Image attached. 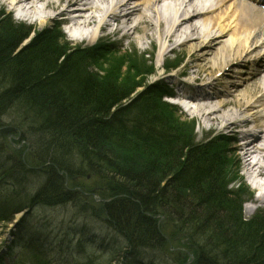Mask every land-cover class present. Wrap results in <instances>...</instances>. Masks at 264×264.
<instances>
[{
    "label": "trees",
    "instance_id": "trees-1",
    "mask_svg": "<svg viewBox=\"0 0 264 264\" xmlns=\"http://www.w3.org/2000/svg\"><path fill=\"white\" fill-rule=\"evenodd\" d=\"M3 14L0 156L5 161L0 164V186L16 194L21 182L41 173L43 184L28 197L29 206L36 209L76 206L67 175L74 179L91 171L104 181L103 201L96 207L105 222L101 231L91 226V215L86 214L95 202L92 198L76 208L77 217H85V223L78 221L83 225L74 224L79 226L74 227V235L80 242L68 244L81 253L77 264H175L157 253L165 236L178 234L195 253L194 264H264V208L248 220L242 217L237 192L243 193L244 184L238 185V180V188H225L233 174L226 175L228 158L219 141L193 144L184 122L159 101L154 87L124 105L137 86L120 78L126 72L127 55H119L112 67L105 61L119 75L103 77L93 66L107 53L102 45L73 49L61 42L58 26L42 30L22 45L30 28ZM10 134L25 141L27 152L13 146ZM111 145L142 150L150 159L142 167L125 165L112 156ZM170 166L174 171L163 183ZM106 229L112 231V243L102 233ZM91 238L98 253L86 249L83 241ZM33 245L30 241L26 247ZM25 264L50 263L34 252Z\"/></svg>",
    "mask_w": 264,
    "mask_h": 264
},
{
    "label": "rangeland",
    "instance_id": "rangeland-1",
    "mask_svg": "<svg viewBox=\"0 0 264 264\" xmlns=\"http://www.w3.org/2000/svg\"><path fill=\"white\" fill-rule=\"evenodd\" d=\"M49 1V0H46ZM46 1H42L39 3H34L33 9H29V4H25L22 7L25 8L24 12H21L20 9H16V7L13 3L11 4V0H0V13H4L3 16H7L12 20L13 23H22L30 28L31 33L28 36V38L25 39V41L22 43V45L28 43L37 33L41 32L42 30L46 28H51L59 25V22H61V17H66L65 13L63 15H60V8L54 9V7L44 8V5H46ZM79 3V2H78ZM54 4V3H52ZM56 5V4H55ZM225 5V4H224ZM81 5L78 4L77 7H80ZM224 7V6H222ZM62 8V7H61ZM59 14H58V13ZM101 12L93 13L95 16H99ZM208 17H214V15H209ZM40 19H46V24L43 25V27L40 28ZM197 21L196 23H199ZM112 21H109V23ZM70 26L72 25V22H70ZM74 24V23H73ZM134 23H130L128 28H132ZM61 27V26H60ZM66 26H62L63 29ZM67 34H65L64 37L61 38V42L65 41L68 43L70 47L79 48L83 45H90L99 42L102 45L108 44V47L105 49L108 50V54H104L102 58L97 60V66L93 65L97 68V70L100 71V75L114 77L116 74L119 75L117 72L116 74L112 72V66L116 64L117 61L120 59L117 58L119 55H127V58H124L125 62L123 63L124 68L126 67V72H124L123 77H120L123 79V81H127V83L133 84L137 83V86L135 90L132 92L131 96L124 100L122 103L125 104L127 102H131L130 100L134 97V101H137L139 98L147 95L148 92H150V87H153L154 84L157 82V80L164 75L163 73L165 70L172 69V73L167 75V78H162L160 81L162 83L169 82L170 81V75H178L179 73H182L185 75V79L190 82L191 85L194 83H197L198 85H202L205 83H209L211 79L205 76L204 72H200V68L196 66L194 62L190 63V52L183 48L182 46H179V43L177 44L175 41L174 43H162L160 39H158V31L157 28H139V31L132 32V29H129V32H132V35L126 32V30L122 29L118 32H108L107 30L99 31L97 33V30L95 29L94 25L91 24H74L72 27L68 28ZM65 30V28H64ZM93 30H96V37L94 41L91 43L90 36ZM109 30H112L111 27ZM74 31V32H72ZM124 31L126 33H124ZM257 31V30H256ZM255 31V32H256ZM254 32V31H252ZM126 34V35H125ZM162 35V34H161ZM229 38L228 35L224 38H222V41H225ZM99 39V40H98ZM123 39V40H122ZM115 42H111L110 41ZM120 41V47L116 48L115 46L117 42ZM178 39H176L177 41ZM106 43V44H105ZM159 45H163L162 48H160ZM118 46V44L116 45ZM217 46V45H216ZM112 51V52H111ZM121 52V53H120ZM190 55V56H189ZM190 58V59H189ZM118 59V60H117ZM109 62L110 68H107L104 64L105 61ZM236 62V61H234ZM162 63V64H161ZM234 65V63H232ZM243 62H240L239 64H235V66L230 67L226 71V74H228L233 68H238L237 71H246L248 69H251L249 64L246 63L243 65ZM99 66V67H98ZM132 68L130 71H128V68ZM229 67V66H227ZM98 73V72H96ZM232 75H234L232 73ZM248 73H244L242 79H238L235 81L236 84H241L240 88L236 90L235 96L236 99H240L246 95L247 97H253L252 92L250 89H253L257 83L258 80L250 81ZM226 81H224L225 83ZM223 83V80H222ZM219 85L218 86H224ZM132 100V101H133ZM234 103L229 104V106L226 107H220L215 106L213 108L211 107H201L196 106L191 109H187L186 111L182 110L179 106L174 109L175 116L182 122H184V129L187 131V134L191 137V142L193 144H199V143H205L208 141V138L215 137L213 140H218V146H222L225 151V156L228 158V164H227V173L226 175L233 174V179L231 181L223 184L226 189H235L238 181V185L241 183V180H244L243 178L240 179L239 173L244 169L243 160L241 159V155L239 151L235 148V145L232 144L227 145L225 142H221V137H225L226 139L230 140H237V138L233 137L236 136L233 134V129H240L244 130V125L238 127H234V125L230 126V129H222V126L226 122H230L232 119V115L227 114V112L234 111L236 112L237 109L233 106ZM260 106V103H259ZM218 108L219 113H217L220 117L218 119L212 120L211 118H207L205 115L207 112H210L212 109ZM216 110V109H215ZM259 117L264 118V107H257L256 108ZM217 112V111H216ZM223 113V114H222ZM216 114V113H213ZM221 114V115H220ZM243 116V114H242ZM262 118V121H263ZM241 119V118H240ZM259 121V119H257ZM243 127V128H242ZM191 129V130H190ZM194 130V131H193ZM193 131V132H192ZM235 132V131H234ZM238 136H242L241 132H236ZM233 135V136H231ZM10 141L13 143V146H15L17 149H21L22 152H27V148L24 150L23 144L25 141H19L17 137L13 135H9ZM224 141V140H223ZM2 147V143H0V148ZM109 151L112 154L114 158L120 159L122 162L128 165H134L135 167H142L145 165V163L150 159V156L148 157L147 154L144 151H133V150H120L119 146H109ZM38 153V150L36 151ZM30 155V154H29ZM4 158L0 156V164L4 162ZM230 165L232 166H229ZM9 167V165H8ZM231 167V169H230ZM7 168V167H5ZM46 168V166L44 167ZM242 169V170H241ZM174 171V167L170 166L169 170L167 172L166 177L164 178L163 183H166L168 179L171 178V175ZM237 171L238 176H237ZM9 173V172H8ZM66 185L68 187V190L70 193H73V199L76 203V206H73V204H67L64 206H52V207H38L34 209L27 208L29 205L28 197L33 195L39 188L40 185L43 184V176L41 173L35 172L30 175V177L26 178L24 180V183L21 182L20 185L17 188L16 194L13 195L14 198H12V194L10 189L5 188L3 186H0V208L3 211V205L1 203V200L5 201V203L8 205L9 210L6 209V212L1 217H10L12 215V211L14 208H22L24 209L22 211V214L19 216L21 219H26L29 221L30 225L35 229L37 235L39 236L40 240L46 239V241H52L54 236L61 233V231L58 229L61 225L62 221H65V224H68L72 220L78 222L81 221L85 223V220L83 218L77 217V206L79 207V204H85L91 203V198L95 201L91 203L93 207H89L86 214L91 215L89 216L91 219V226L97 225V227L101 230V227L105 222L102 221L101 218H99L96 207L97 205L102 202V195H100L101 191L105 188L104 181H101L96 176L91 174V171L84 172L83 175L70 179L68 175L65 177ZM19 181H21V178H17ZM24 179V178H23ZM100 180V181H99ZM225 183V182H222ZM244 183L246 186L250 189L247 182L244 180ZM230 184V185H229ZM246 186L240 187L241 192H237V196L241 195L242 202L240 209L242 217L245 220L250 219L254 213L259 209L262 210L264 208V194L260 195H251L250 191H248L249 194H246ZM238 188V187H236ZM263 192V190H261ZM244 194V196H243ZM253 196V197H252ZM255 196V197H254ZM258 197V198H257ZM4 198V199H3ZM237 198V197H236ZM239 200V198L237 199ZM75 208V210H74ZM77 208V209H76ZM79 210V209H78ZM257 213V212H256ZM19 215V214H18ZM17 214L13 216V220L6 224L2 220H0V243L6 238L7 242H9V237L6 235L8 232V229L10 228V225L13 224L18 218ZM79 223V222H78ZM83 223H80L79 225H83ZM14 227H12L13 229ZM169 229V227H168ZM112 233V231L110 232ZM116 236V234H114ZM119 238V237H117ZM118 240V239H116ZM119 245L123 246V241L118 240ZM117 247V243L115 244ZM188 244L186 240L183 238V235L178 234L174 238L165 237V242L163 243L162 249L158 251L157 254H160L162 258H167L168 260L174 262L175 264H194L195 261V253L188 250ZM3 249V246H0V251ZM45 251L52 255L55 251L51 252L50 247H45ZM111 255V254H110ZM56 263L60 264V260L57 259ZM164 263V260L162 261ZM168 264V263H166Z\"/></svg>",
    "mask_w": 264,
    "mask_h": 264
},
{
    "label": "bare ground",
    "instance_id": "bare-ground-1",
    "mask_svg": "<svg viewBox=\"0 0 264 264\" xmlns=\"http://www.w3.org/2000/svg\"><path fill=\"white\" fill-rule=\"evenodd\" d=\"M42 1L46 0H11V4L13 3L18 7L16 9L24 12L23 5L29 4L31 5L29 9H33L34 3ZM79 1L81 0H49L45 2L44 8H60L59 13L68 14L71 12L68 9ZM226 1L206 0L205 3L201 4L202 0H97L89 5L84 4L82 9L78 11L77 16L70 20L74 24L94 25L97 30L107 28V21L109 20L117 22L111 32H118L128 27L130 23H134L135 20L136 25L132 26L134 30L139 31V28L152 29L155 27L159 33L158 39L163 44L165 42L171 43L178 36L179 38L182 36L183 41L179 46L190 52L191 56H189L192 58H189V62H194L200 68L199 73L203 71L206 77H210L213 71L222 70L230 62L264 49V15L247 6L248 2L241 4L233 1L223 8L226 10L222 9L217 12L216 17L206 15L207 12L210 13L217 8H221ZM132 3L133 5H130ZM97 12H101L99 17L93 15ZM200 18L202 19L199 25H191L192 21H199ZM45 20L40 19V28L46 24ZM228 32L230 33L229 38L222 41L221 39L224 36L226 37ZM95 36L96 30H93L90 41L94 40ZM159 46L162 48L163 45ZM244 50L246 53H243ZM235 78H238V76ZM251 92L256 95L258 101L261 100L264 96V83H260L259 87ZM250 100L251 98H232L231 102L234 103L233 106L237 111L226 113V115H232V119L230 122L224 123L223 129H230V126L235 124L242 125L245 123L251 126L254 123L251 119L256 116L257 112L254 107L255 101L251 103ZM219 112L218 108H214L205 116L215 120L220 117L217 114ZM242 114H244V117L242 116L239 120L238 118ZM243 135L248 141L250 140L248 145L244 142L242 146L244 150L243 157L246 156L245 159L247 158L246 163L252 164L248 161V158L253 159V156L248 155L247 146L249 145L252 146L251 154H262V159H264V138L253 134L252 129H247ZM250 170L264 176V163L258 159L252 164ZM253 176L255 175L253 174Z\"/></svg>",
    "mask_w": 264,
    "mask_h": 264
}]
</instances>
